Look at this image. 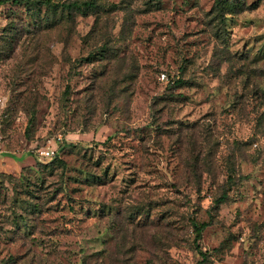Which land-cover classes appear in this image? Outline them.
Masks as SVG:
<instances>
[{"label":"rangeland","instance_id":"rangeland-1","mask_svg":"<svg viewBox=\"0 0 264 264\" xmlns=\"http://www.w3.org/2000/svg\"><path fill=\"white\" fill-rule=\"evenodd\" d=\"M0 97V264H264V0H0Z\"/></svg>","mask_w":264,"mask_h":264},{"label":"trees","instance_id":"trees-1","mask_svg":"<svg viewBox=\"0 0 264 264\" xmlns=\"http://www.w3.org/2000/svg\"><path fill=\"white\" fill-rule=\"evenodd\" d=\"M71 6H78V7H91V3L88 1H83V2H71L69 3ZM225 193H222L217 199H215V204H217L221 199H224ZM207 223L202 222L199 224H193V242H195L199 237H200V232L202 229L205 227ZM200 255L203 256L201 252H199Z\"/></svg>","mask_w":264,"mask_h":264},{"label":"built area","instance_id":"built-area-1","mask_svg":"<svg viewBox=\"0 0 264 264\" xmlns=\"http://www.w3.org/2000/svg\"><path fill=\"white\" fill-rule=\"evenodd\" d=\"M158 79L159 80H165L166 76H164V73L160 72L159 76H158ZM3 102H4L3 98L0 97V106L3 105ZM1 147H2V137L0 135V152L2 151ZM36 152H37V154L40 157L51 158L55 154V148L54 147H50V146H44V147L38 148L36 150Z\"/></svg>","mask_w":264,"mask_h":264}]
</instances>
